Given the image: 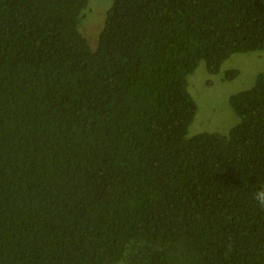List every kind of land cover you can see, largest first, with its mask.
I'll return each mask as SVG.
<instances>
[{"label":"trees","instance_id":"trees-1","mask_svg":"<svg viewBox=\"0 0 264 264\" xmlns=\"http://www.w3.org/2000/svg\"><path fill=\"white\" fill-rule=\"evenodd\" d=\"M87 4L0 0V264H264V73L187 136L188 76L264 50V0H112L93 45Z\"/></svg>","mask_w":264,"mask_h":264},{"label":"rangeland","instance_id":"rangeland-1","mask_svg":"<svg viewBox=\"0 0 264 264\" xmlns=\"http://www.w3.org/2000/svg\"><path fill=\"white\" fill-rule=\"evenodd\" d=\"M111 3L112 0H88L85 19L79 29L92 45ZM232 68L239 70L238 75L232 80L224 79L225 72ZM262 72L264 73V50L232 54L214 74L207 71L204 60L200 61L188 76V91L196 103V113L187 136L200 132L227 134L239 121L230 105V96L251 87Z\"/></svg>","mask_w":264,"mask_h":264},{"label":"clouds","instance_id":"clouds-1","mask_svg":"<svg viewBox=\"0 0 264 264\" xmlns=\"http://www.w3.org/2000/svg\"><path fill=\"white\" fill-rule=\"evenodd\" d=\"M253 199L256 201L257 205L264 209V186L261 188L257 189L253 193Z\"/></svg>","mask_w":264,"mask_h":264}]
</instances>
